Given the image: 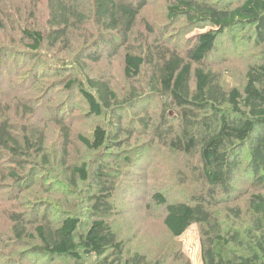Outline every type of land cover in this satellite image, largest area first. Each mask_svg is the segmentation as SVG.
I'll use <instances>...</instances> for the list:
<instances>
[{
    "label": "trees",
    "instance_id": "1",
    "mask_svg": "<svg viewBox=\"0 0 264 264\" xmlns=\"http://www.w3.org/2000/svg\"><path fill=\"white\" fill-rule=\"evenodd\" d=\"M148 3L0 0V78L14 93L0 99V264H191L170 249L127 246L109 221L119 189L111 169L145 171L164 149L177 165L193 160L168 187L183 190L175 202L165 185L146 186L169 236L196 225L202 264H264V0H167L183 37L208 27L182 50L140 28ZM244 39L255 61L243 73L207 64ZM116 60L122 83L91 74ZM130 109L143 111L131 122ZM153 145L162 149L146 155ZM98 154L115 160L98 164ZM239 176L249 186L234 188ZM80 187L93 194L71 209ZM241 195L245 211L229 206ZM218 202L227 204L220 220Z\"/></svg>",
    "mask_w": 264,
    "mask_h": 264
},
{
    "label": "rangeland",
    "instance_id": "2",
    "mask_svg": "<svg viewBox=\"0 0 264 264\" xmlns=\"http://www.w3.org/2000/svg\"><path fill=\"white\" fill-rule=\"evenodd\" d=\"M166 3L167 0H149L148 7L145 11H143L141 15L142 18L139 21L140 28L143 29L145 23L150 24L155 28L162 40V36H165V38L171 37L168 47L173 48L177 44V48H180L181 50V46L184 41L197 35L198 33L208 30V27L204 29L189 28L185 32H188L187 36L183 37L184 26L181 25L184 24V21L176 25L168 22L165 11ZM244 42L245 39L242 41L238 40V43H236L235 46L226 42L227 47L224 48L225 46H222L224 49L217 51L211 58H209L207 64L210 67L218 69L221 74L224 71L228 72L229 75L243 73L246 66L255 61L254 51L251 44L246 45ZM225 50L226 53H224ZM91 72L93 75L101 74L107 79L115 78L113 80L114 82L120 83L121 81L122 83V80L118 81V79H116L117 77H121V63L117 60L109 64L108 61H103L101 64L95 66L91 65ZM9 74L5 73L4 76H9ZM11 94L14 95V93L8 88L7 82L0 78V99L2 101L6 100V98H9ZM68 104H70V102ZM157 104H160V102L157 101L156 104L154 103L150 105L147 107V110L155 115ZM142 111L143 110L140 109H130L128 111V117L131 122L134 119L133 114L142 113ZM156 116L158 117V114ZM136 129H138V127H136ZM136 142H139L138 139H136ZM153 147H155V149L147 152L146 155L152 156L153 153H155V150L159 151L162 149V146L159 145H153ZM78 149L81 150L80 148ZM79 150L72 149L70 152L73 156L77 155L78 157ZM86 154L87 153H83V157ZM103 156L104 155L101 154L95 156V160L98 164L102 162L105 164H113V160H115L114 156L109 158ZM182 159L183 161L177 165L172 153L164 149L159 152L157 159L150 162L145 171L137 170L135 168H122L118 170L113 167L111 171L114 172L115 176L119 177V189L114 193L115 198H113L115 201L114 205L116 207L115 215L110 218L109 221L116 229L119 237L127 244V246H135L140 251L158 256L166 252L167 249H170V251L178 258H187L191 264H202L200 258L199 227L192 225L181 237L177 239L172 238L169 236V233H167L165 228H163L161 222L163 218V208L156 207L151 204L147 197L148 189L146 186L150 183V181H155V183L166 186L170 194L168 195L169 201L175 202L176 199H179L178 197L181 195L183 190L173 188L172 192H170L168 187L170 185L174 186L177 182L183 183L184 176H188L187 174L192 173L191 168L193 166L190 165L193 163V160L190 161L191 159ZM194 166H197V164H194ZM180 175H183V178H181ZM198 178L199 180L201 179L200 174L196 175V179ZM245 185L249 186L248 182L245 181L243 176H239L235 181L236 187L234 188H242ZM65 191L68 192L67 189H65ZM92 194V192H86L85 188L80 187L77 192L78 196L75 197L76 199L74 198L71 201L70 208L73 209L76 206H83L80 201L81 198L87 200L88 198L86 195L92 196ZM233 196L236 197V193H233L232 197ZM245 198L246 197L241 195L237 201L232 200V203L229 204V206L232 208L240 206L243 211H245V202L247 201H245ZM78 201H80L79 204L77 203ZM226 205L227 204L223 202L212 204L211 209L215 214V218L218 217L220 220V217L223 216V211L225 210ZM37 264L45 263L38 262Z\"/></svg>",
    "mask_w": 264,
    "mask_h": 264
}]
</instances>
